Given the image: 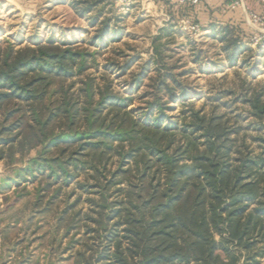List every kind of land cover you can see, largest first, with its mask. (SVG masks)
Instances as JSON below:
<instances>
[{"label":"trees","instance_id":"1","mask_svg":"<svg viewBox=\"0 0 264 264\" xmlns=\"http://www.w3.org/2000/svg\"><path fill=\"white\" fill-rule=\"evenodd\" d=\"M104 2L72 0L70 8L83 18ZM100 15L87 19L96 30L86 43L0 39V161L26 157L13 177L0 176V190L34 185L42 215L64 197L56 233L87 238L72 264H264V137L253 138L256 151L221 115L168 116L192 96L189 72H176L181 58L168 62L180 34L171 24L151 43L156 67L143 66L124 86L132 94L114 91L110 74L122 77L132 62L98 61L121 40ZM206 30L230 66L249 52L250 38L231 23ZM187 43L193 64L207 62ZM141 88L144 106L129 109ZM261 97L244 100L256 130H264ZM82 193L83 215L75 210Z\"/></svg>","mask_w":264,"mask_h":264},{"label":"rangeland","instance_id":"2","mask_svg":"<svg viewBox=\"0 0 264 264\" xmlns=\"http://www.w3.org/2000/svg\"><path fill=\"white\" fill-rule=\"evenodd\" d=\"M71 2L72 0L0 1V39L9 38L14 42L44 41L52 36L57 40L63 38L86 43L96 30L89 27L87 19L95 16L99 10L101 20L109 18L110 28L121 34V40L110 45L98 57V61L102 63L104 59L113 58L120 63L132 62V67L122 77L110 74L113 90L128 95L133 92L128 86H124L140 74L141 68L146 65L150 69L156 67L152 60L151 43L158 30L171 24L180 34L169 46L174 52L172 60L169 59L168 62L173 63L181 58L177 63L181 68L176 72H189L183 80L192 96L191 105H177L175 111L169 112L168 116L183 117L190 114V109L206 115H221L228 120L231 128L238 130V138L243 137L245 143L257 151L258 145L253 138L257 135L264 137V130H256L255 121L249 115V106L244 101L253 94H260L264 100V28L249 20V14H262L263 10L257 0H199L195 4L191 0H126L124 4L105 0L97 10L83 18L70 8ZM206 2L210 3L208 6L211 8L210 14L213 13L212 22H209L207 16L199 17L198 7L207 6ZM170 6L173 7L172 11ZM213 22L231 23L250 38L249 42L244 41L249 52L241 54L235 66L228 64L225 53L220 51V44L207 39L209 31L206 29ZM84 30L88 33L84 34ZM254 39H258V44H253ZM188 40L198 44L203 52L202 61L207 62H202L199 66L192 63ZM117 51L122 52V57L114 54ZM207 64L212 65V73L205 75L201 70ZM89 73L99 76L102 70H90ZM149 75L154 76V73ZM145 82L148 83L146 80ZM139 90L135 94V103L129 109L144 106L140 96L146 88ZM33 155L34 152H31L30 156ZM15 158L19 160L18 163L9 166L0 161V176L13 177V170L21 167L26 157L23 162L17 155ZM71 188L68 187L63 194L68 195ZM61 198L52 207V211L42 215L37 213L41 207L34 206V185L21 184L19 187H4L0 190V264L74 262L76 252L81 250L87 238L78 235L75 242H72L68 238H60V231L56 233L54 222L65 204L62 202L64 197ZM86 198V194H80L75 209L80 210L82 215L87 208ZM73 200L71 197L67 203L71 204Z\"/></svg>","mask_w":264,"mask_h":264},{"label":"built area","instance_id":"3","mask_svg":"<svg viewBox=\"0 0 264 264\" xmlns=\"http://www.w3.org/2000/svg\"><path fill=\"white\" fill-rule=\"evenodd\" d=\"M0 1H6V0H0ZM116 3L119 4H124L126 0H114ZM182 1V0H181ZM258 4H260L262 11V14L257 15V14H249V20L252 24L258 25L261 28H264V0H257ZM193 4L199 2V0H191ZM252 42V40H251ZM253 44H258V39L253 40Z\"/></svg>","mask_w":264,"mask_h":264},{"label":"crops","instance_id":"4","mask_svg":"<svg viewBox=\"0 0 264 264\" xmlns=\"http://www.w3.org/2000/svg\"><path fill=\"white\" fill-rule=\"evenodd\" d=\"M206 3H207V6L201 5L200 7H198L199 17L200 16H204V17L207 16L208 19H210L209 22H212L211 17L213 18V13L210 14L211 8H210V6H208V5H210V3L209 2H206Z\"/></svg>","mask_w":264,"mask_h":264}]
</instances>
